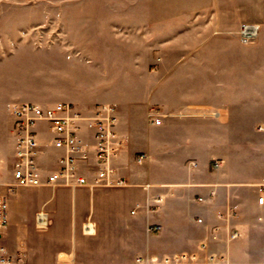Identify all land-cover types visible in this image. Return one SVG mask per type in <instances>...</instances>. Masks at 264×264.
<instances>
[{
    "label": "crops",
    "instance_id": "1",
    "mask_svg": "<svg viewBox=\"0 0 264 264\" xmlns=\"http://www.w3.org/2000/svg\"><path fill=\"white\" fill-rule=\"evenodd\" d=\"M123 5L126 9L113 10L114 15L120 13L109 25L119 32L114 36L140 38L147 46L150 39L155 40L152 38L162 39L157 45L162 56L189 47L181 41L184 38L210 40L213 29L222 28V7L214 1L205 4L201 14L185 2L174 15L160 20L149 16L144 0ZM237 5L259 8L264 7V0H237ZM198 22L204 25L198 28ZM243 22L262 24L264 19ZM119 23L128 25H114ZM102 25L96 24V33L80 28L74 41L63 35L64 45L61 42L48 50L60 58H52L56 62L47 69L52 80L59 77L56 98L10 100L2 107L6 116L2 122L7 127L2 139L5 145L0 146V193L6 194L8 206L7 225L0 230V254L13 260L9 264H134L137 256L151 262H178L183 255L195 252L203 256L207 250L223 256L226 264H264V204L257 203L258 186L264 182V124L253 126L250 121L247 127L239 126L244 117L237 112L243 101L238 85L221 77L203 84L196 80L189 84L192 93L186 95L183 84L164 75L177 64L166 67L160 62L156 82L142 84L132 95L133 89L129 91V85L116 79L119 71H123L121 77L124 70L132 72L121 57L134 45L130 43L126 49L124 42L120 55L101 51ZM91 39H96V47L88 46ZM209 66L210 71L217 70ZM202 94L210 99L204 100ZM20 102L42 106L70 103L84 116L98 104L114 106L122 146L112 164L128 185L20 187L8 194L4 184L11 182L14 137L7 104ZM208 111L216 114L208 117ZM152 115L161 123L152 124ZM40 125L36 132L43 145L51 135L40 138ZM82 127L81 137L89 140L92 129L85 122ZM39 149L40 168L56 167L62 151L52 146ZM139 153L146 155L141 163L135 161ZM216 159L222 165L213 169ZM89 161L93 165L92 155ZM87 175L91 179L92 174ZM154 195L160 199L150 211ZM40 211L47 215L44 228L36 221ZM90 223L93 231L86 232ZM150 225L160 229L149 231ZM233 230L239 235L230 239ZM201 243L206 244L204 251Z\"/></svg>",
    "mask_w": 264,
    "mask_h": 264
},
{
    "label": "rangeland",
    "instance_id": "2",
    "mask_svg": "<svg viewBox=\"0 0 264 264\" xmlns=\"http://www.w3.org/2000/svg\"><path fill=\"white\" fill-rule=\"evenodd\" d=\"M130 1L0 0V146L5 145L2 139L7 127L2 122L6 120L2 111L3 105L10 100L50 101L56 98L55 83H59V77L52 80L47 69L56 62L52 58H60L54 57L53 55L58 54L51 55L48 50L52 46H60L65 41L61 38L63 35L72 37L68 41L76 40L74 38L80 28L98 32V22L103 24L101 44L98 47L101 51H115L120 55V46L124 42L126 49L130 43L134 45L131 50L127 49L122 53L121 57L124 65L132 68V72L127 71L131 75L126 76L124 70L125 76L121 77L123 71H119L116 79L118 83L129 85V91L133 89L130 94H135L142 84L156 82L160 62L166 67L177 64L175 70L167 69L164 75L183 84L186 95L191 94L194 89L189 86L192 81L197 80L203 84L208 83V79L217 80L221 77L230 84L238 85L239 96L242 95L243 101L238 104L237 112L243 115L244 123H239V126L247 127L250 121L254 122L253 126L264 124V23L259 24L258 36L246 44L240 43L236 35L240 22L264 19V7H241L237 5V0H144L147 13L156 20L163 19L166 15H174L175 10L183 7L185 2L197 7L198 14L203 13V7L211 1L221 4L222 7L221 30L224 33L219 34L221 30L215 27L210 40L206 37L184 38L181 41L188 43L189 47L170 50L162 56L157 51V45L162 39L152 38L155 40L150 39L147 46L140 38L125 40L124 37L114 36L115 32H119L109 25L114 22L116 14L120 13L114 15L113 10L118 7L116 4L120 5L118 8L126 9L123 4ZM254 11L259 13L255 14ZM114 25L117 27L128 24ZM203 25L202 22L197 23L198 28ZM89 42L91 45L88 46L96 47V39ZM209 64L217 70L210 71L212 66ZM212 73H216V77ZM199 88L204 90L202 86ZM202 95L204 100L210 99V96L207 98ZM213 113L216 114V111H208L205 115L210 117ZM39 129L40 138L47 139L50 136L43 125ZM154 169L159 171L158 166ZM85 187L94 189L104 186ZM92 231L93 225H86V232Z\"/></svg>",
    "mask_w": 264,
    "mask_h": 264
},
{
    "label": "built area",
    "instance_id": "3",
    "mask_svg": "<svg viewBox=\"0 0 264 264\" xmlns=\"http://www.w3.org/2000/svg\"><path fill=\"white\" fill-rule=\"evenodd\" d=\"M260 26L256 23L241 22L236 31L240 43L246 44L259 34ZM7 109L12 117V133L14 137V160L11 166V182L4 184L8 194L20 187H81L104 186L122 187L127 185L124 177L117 174L112 164L113 158L121 149L122 141L115 129V108L110 104L96 105L89 115H81L74 111L70 103L58 102L42 106L33 102L9 103ZM151 123L158 125L161 119L152 115ZM83 122L92 129V137L84 140L81 137ZM43 124L51 137L41 145L38 142L36 126ZM40 146H52L62 151L53 169L44 171L40 168L37 158ZM90 155L94 159L90 163ZM146 158L144 153L135 156L141 163ZM83 163V165H82ZM221 159L213 160L212 168L218 169ZM92 174L89 179L87 174ZM257 203L264 204V182L258 186ZM148 205L150 211L158 206L159 196H152ZM201 200V198H199ZM7 196L0 193V230L7 225ZM134 213V210L131 211ZM36 221L40 228L47 222L45 212H37ZM201 222V218H197ZM159 225L148 226L149 231H158ZM239 235L237 230L229 233V238ZM205 243L200 244L204 251ZM3 249L0 247V252ZM178 262H151L147 258L137 256L134 264H226L223 256L207 252L203 256L191 252L183 255ZM20 258L17 259L19 261ZM13 260L0 254V264H9Z\"/></svg>",
    "mask_w": 264,
    "mask_h": 264
}]
</instances>
